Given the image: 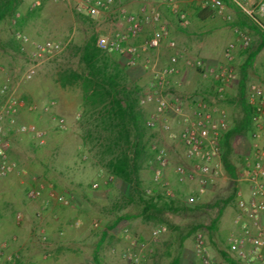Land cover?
<instances>
[{
    "label": "rangeland",
    "instance_id": "1",
    "mask_svg": "<svg viewBox=\"0 0 264 264\" xmlns=\"http://www.w3.org/2000/svg\"><path fill=\"white\" fill-rule=\"evenodd\" d=\"M34 1L16 0L12 13L0 22V85L7 82L14 95L28 103L54 104L49 111L29 113L21 110L16 115L17 126L32 124L43 134V145H39L31 134H8V160L15 165V169L0 179V243L6 242L7 248L16 244L24 246L28 242V234L24 232V228H34L29 234L38 250L33 260L24 257L22 252H15V249L7 251L18 254L21 263L96 264L94 251L102 231L117 217L132 215V219L117 226L122 228L117 234L107 237V244L104 241L105 244L103 243L97 254V264H122L119 254L126 246L123 232L125 229L130 235L147 243V261L144 264H171L176 257L179 264H196L194 235L199 230L205 236L210 256L219 260L222 253L226 252L228 236L236 233L238 229L234 219L237 215L236 203L239 194L243 198L247 196L243 179L246 159L251 156L249 152L253 145L252 132H242L231 138L229 159L236 169L235 179L229 177L222 167L216 184L207 187L194 203L189 204L187 199L197 194L198 185L195 180L182 183L178 181L176 167H189V163L178 138L179 117L167 114L163 118L170 126L168 133L158 128L147 132L144 139L145 150L140 159L141 187L137 192L132 191L98 165L99 147L93 140L88 138L86 146L82 143L85 134L80 123L81 92L77 86L61 87L60 76L68 70H82L79 48L92 35L125 36L128 25L124 14L140 16V10L146 8L148 12H157L163 17V22L144 25L137 36L127 39L128 44L140 46L155 34H163V31L166 37L158 48L146 50L133 64L126 63L130 86H137L141 90V97L148 92L152 67L159 69L167 64L173 54L167 44L172 40L181 51L182 57L179 59L177 72L168 79L165 95L179 96L184 112L187 111V103L191 104L193 96H203L210 107L226 112L228 126L231 128L242 118V111L237 103V84L243 56L238 45L232 64V83L235 86L225 91L223 99L215 95L213 88L210 90L197 70L194 71V76L187 75L183 83L181 78L185 74L186 59H201L207 63L205 57L218 60L223 58L226 46L231 42L236 43L235 28L249 35L250 46L256 45L259 37L248 27L249 22L236 9L237 12L231 14V22H226L212 12L208 18L210 21L203 22V27H197L200 23L194 16L187 17V25L181 27L177 18L170 19L168 10L152 0H114L112 7L98 18L78 13L76 0H41L40 6L33 9ZM183 4L193 10L195 17L197 10H203L196 3ZM17 15L19 19L15 21ZM215 19L218 24L213 31L208 34L198 32L209 28L211 21ZM241 21L246 26L241 28ZM259 23L264 26V17ZM190 30L207 40L206 49L196 51L180 42L178 37L188 36ZM15 31L25 34L30 42L51 40L64 45L61 53L42 62L36 68L33 78L28 81L23 80L22 75L29 66L31 43L21 45L14 39ZM222 62L211 64L217 67ZM180 65L184 68L178 70ZM251 77L256 79L253 74ZM178 82L180 85H177ZM260 87L263 88L262 85ZM2 101L0 97V104ZM140 108L146 117L154 110L152 105L140 104ZM60 117L65 119V130L56 126L55 119ZM161 147L167 150L169 161L161 171V179L155 182L152 173L157 168L156 149ZM94 183H98L97 188L92 187ZM164 183L168 184L172 196L165 195ZM31 187L42 189L39 199H27L26 192ZM55 195L70 198L72 204H56L52 199ZM230 196L233 198L228 201ZM151 197L154 198L155 208L142 213L143 201L147 202ZM46 200L49 201V206L41 211ZM221 209L216 229L210 232L207 228ZM17 214L22 216L18 222ZM158 225H163L165 231L152 239L151 231ZM197 227L200 228L194 231Z\"/></svg>",
    "mask_w": 264,
    "mask_h": 264
},
{
    "label": "built area",
    "instance_id": "2",
    "mask_svg": "<svg viewBox=\"0 0 264 264\" xmlns=\"http://www.w3.org/2000/svg\"><path fill=\"white\" fill-rule=\"evenodd\" d=\"M58 1V0H49ZM159 6L167 9L182 27L187 25V12L182 10L181 3H196L201 9H209L214 15L221 17L226 22L232 21V16L227 12V4L223 0H152ZM235 5L246 17L257 24L264 17V0H226ZM114 0H76V11L90 18H98L101 13L109 10ZM41 0H35L32 8H37ZM140 16L124 14L128 25L127 34H115L114 36L98 35L96 46L107 53L124 55L128 64H133L143 52L148 49L158 48L166 33H157L142 45L128 44L127 39L137 36L144 25L160 24L161 17L157 12H148L146 8L140 10ZM19 19L16 16L15 21ZM163 29V28H162ZM236 43H229L224 50V60L217 67H208L201 59L184 61L185 66L194 68L202 80L210 81L213 91L219 99H223L227 87L234 80L233 59L237 45L240 49L250 46V37L246 32L235 28ZM14 39L21 45L31 43V51L28 54L29 66L22 75V79L28 81L35 75L36 68L46 60L58 55L64 45L58 41H33L20 31L14 32ZM168 47L173 50L167 64L159 69L152 67V79L149 90L140 99L141 105L154 106L153 112L147 117L145 126L149 130L158 128L162 132H169L170 126L166 119L167 114L179 117L177 123L180 131L179 141L183 146L184 156L189 167L179 165L175 173L180 183L186 180H195L198 185L197 194L187 199L189 204L194 203L202 195L207 187L214 186L221 175V138L229 129L228 117L224 110L210 107L203 96H193L190 110L183 111V102L179 96H166L164 90L168 79L177 72L181 51L174 41L168 42ZM0 179L5 178L15 169V165L8 160L10 150L11 132L18 134H31L39 145L44 144L43 134L32 124L16 125V115L21 111L32 113L36 111H49L54 102L28 103L16 97L6 82L0 85ZM246 99L252 110V154L246 159L244 181L247 187V196L243 198L239 194L236 203L237 215L234 224L238 225L237 232L231 233L226 240V257L216 260L210 256L205 236L202 231L194 235V254L196 264H264V90L260 86L251 85L246 94ZM56 126L60 130L66 129L65 119H55ZM168 153L164 147L156 149L157 168L153 171V181L159 182L161 171L168 165ZM165 195L172 196L168 184L164 183ZM93 188L98 183L92 184ZM40 187H31L26 192L29 200H37L41 197ZM53 201L61 206H69L72 200L63 195L52 196ZM49 206L46 200L41 206V211ZM21 214L16 215L17 222L21 220ZM165 231L163 225H158L151 231V238L156 239ZM126 246L120 252L119 258L122 264H144L147 261V243L134 237L124 230ZM18 254L8 253L6 242L0 243V264H16ZM20 264H25L21 263Z\"/></svg>",
    "mask_w": 264,
    "mask_h": 264
},
{
    "label": "trees",
    "instance_id": "3",
    "mask_svg": "<svg viewBox=\"0 0 264 264\" xmlns=\"http://www.w3.org/2000/svg\"><path fill=\"white\" fill-rule=\"evenodd\" d=\"M227 6L238 9L235 5L223 0ZM16 0H0V22L6 19L13 11ZM212 15L209 9L197 10L196 16L206 20ZM250 24L248 26L259 37L254 46L241 49L243 62L240 66L237 103L242 111L241 120L229 128L221 138V164L225 172L235 179V167L229 156L231 153L230 141L234 135L242 132H252V110L246 99L247 72L252 67L258 53L264 49V26L241 13ZM241 18V17H240ZM235 25V24H233ZM246 24L240 22V27ZM97 36L92 35L79 48V62L82 65L80 72L68 70L60 76L61 87L77 86L81 92L80 115L83 126V144L86 146L88 138L98 145V165L114 179L120 180L127 188L136 191L140 189L139 178L140 159L145 150V137L148 128L145 126L147 117L140 108L141 90L137 86H130L124 55L107 53L96 46ZM90 140V142H91ZM230 196L228 201L232 199ZM143 201V200H142ZM144 203L142 213L155 208L154 198ZM219 211L216 218L207 228L210 232L216 229ZM132 215L117 217L105 231L101 233L99 242L94 251V260L98 263L97 254L101 249L108 231L116 228L120 223L132 219ZM200 227L194 228L196 231ZM226 257L225 253H222ZM16 264H20L17 261ZM171 264H179L176 257Z\"/></svg>",
    "mask_w": 264,
    "mask_h": 264
},
{
    "label": "crops",
    "instance_id": "4",
    "mask_svg": "<svg viewBox=\"0 0 264 264\" xmlns=\"http://www.w3.org/2000/svg\"><path fill=\"white\" fill-rule=\"evenodd\" d=\"M179 6L181 7L182 10H185L187 12V17L194 16V18H197V16L195 17V14H193V10L190 7H188L186 4L181 3V4H179ZM227 12L229 14H235L237 12V10L234 7L228 6L227 7ZM167 15H168V17L170 19H174L175 18L169 11H167ZM162 19H163V17L161 18V21L163 22ZM198 21H199L200 24L197 27H199V26L200 27H203L201 25H204L205 23L204 24H202V23L203 22H209L210 20L208 21V19H206V20H200V19H198ZM165 22L166 21L164 20V23ZM217 24H218V21L215 19L214 21H211V24H210V27L209 28L202 29V30H198V32H205V33L208 34L209 31H213L215 29V26H217ZM199 28H197V29H199ZM193 31L194 30H190L191 33L188 36H186V37L181 36V37H178V39L180 40V42L185 43L189 48H193L196 51H203L204 49H206L205 47L207 45L206 44L207 43V40L206 39H203L202 36H197V34L193 33ZM205 58L207 59L206 65L208 67H213L211 63H214V62H217V61L222 62L223 59H224V58H221V59L218 60V59H208L207 57H205ZM181 66L182 65L178 66V70L179 69L181 70L182 68H184L183 66L182 67ZM194 71H195L194 68L185 66V74L181 78L182 83L186 81L187 75H189L190 77L194 76ZM251 74H253V76H256V79L252 78L251 77ZM173 81L176 83V81L174 79H173ZM203 81H205V80H203ZM250 82H256V83H258V84H256V86L257 85L258 86H261L262 85L263 90H264V84H263V82H264V49H262L260 51V53H258V55L256 56V58L254 60V63L252 65V67L247 72L246 89L249 86L253 85V84H250ZM205 83L209 86V88L211 90L212 89V84L210 83V81H205ZM177 85H180V82H178ZM234 86H235L234 83H231L227 87L226 91L230 90L231 88H234ZM246 93H247V91H246ZM190 106L191 105L187 103V105H186L187 111L190 110ZM230 145H231V142H230ZM249 154H252V148H251V151L249 152ZM118 226H120V225H118ZM32 229H34V228H24V232L28 234L27 235L28 236V242H27V244H25V245L23 244L24 246H18V244H16L17 246L16 245L15 246L14 245L13 246H10V247L7 248V251L10 252V251H13V249H15V252H22V255L24 257H27V259H29V260H33V258H35V256L37 255L38 250L35 247L33 241L30 239V235L29 234L32 232ZM121 229L122 228H117L116 227V228L110 230L111 233H109V231H108L107 237H111L110 236L111 234H114V235L117 234V232H119ZM103 231H105V230H103ZM106 239H105V243L108 242V241H106ZM106 248H107V246H106Z\"/></svg>",
    "mask_w": 264,
    "mask_h": 264
}]
</instances>
